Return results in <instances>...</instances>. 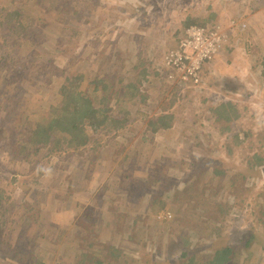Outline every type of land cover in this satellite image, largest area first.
I'll return each instance as SVG.
<instances>
[{
  "label": "rangeland",
  "instance_id": "obj_1",
  "mask_svg": "<svg viewBox=\"0 0 264 264\" xmlns=\"http://www.w3.org/2000/svg\"><path fill=\"white\" fill-rule=\"evenodd\" d=\"M200 1L185 0V5L174 6L171 10L161 8L156 16V11L150 12H154L151 19L155 26V37L149 44H154L157 48L156 52L147 53L149 58L142 56L148 60L145 66L150 67L151 71L144 90L147 100L145 105L130 107L131 115L136 116V112L143 113L146 107L162 103L164 105L165 101L168 104L173 99L172 86L165 80L163 73V55L168 49L164 47L170 44V36L180 29L175 16L180 19L187 11L199 12L211 3L205 0L200 4ZM215 1L225 7H232L235 2ZM261 1L264 3V0ZM98 2L103 6L90 9L89 15L84 14L88 17L84 23L65 27L66 37L61 39L63 41H56L54 35L43 34L42 41L38 40L33 46L18 44L8 47L7 53H15L14 60H18L20 65H12L14 67L9 69L8 65L2 67L0 64V96L9 97L13 104L17 105V111L25 109L23 96L38 90L41 91L34 94L30 101L27 99L28 109L46 108L48 103L54 101V89H57L54 81H46L52 74L49 64H43L42 61L39 64L40 57L28 52V48L42 51L44 46L49 51L54 50V54H51L54 60L67 55L65 59L72 60L78 67L82 65L81 61L77 62L78 56H86L92 49L98 50L99 63H94L88 77L114 75L123 78L124 81L114 84V89L127 83L129 77L135 76L136 72L129 68L132 61L130 56L125 55L127 51L122 56L113 55V49L117 48L110 44L114 42L117 34L115 30L107 27L113 21L111 28L119 27L125 17L120 14V9L127 10L136 0H98L97 4ZM6 3L5 0H0V9ZM242 3L245 2H240V5ZM258 4L260 2L257 0L252 1V4L249 2L248 10L254 8L256 12L255 7ZM13 5H22L33 15L40 10L32 0H19ZM100 15L108 19L104 27L107 29H102L103 26L98 23L97 18ZM110 17L114 20H110ZM224 19L226 20V17ZM250 23L258 29V37L264 42V10L256 16L255 21L251 19ZM0 26L6 27L1 17ZM129 40L125 39L127 42ZM141 40L143 37L135 40V45ZM95 41L100 43V48L95 49L92 46ZM62 42L64 43L59 45ZM19 50H23L24 54H19ZM218 61L225 65V72L220 74L218 66L213 69L215 72L212 74L219 76L217 82L224 83L230 78L232 81L229 83L234 85L239 84V81L245 82L246 79L253 80L250 77L243 78L246 75L243 70L246 69L248 61H237V56L229 61L226 57L224 60L219 58ZM207 65L208 63L203 67V77L209 73L210 68ZM18 67H21L19 71L16 69ZM237 67H242L239 72L230 71V68ZM142 68L139 67V70ZM9 78L12 80L7 81ZM17 80H20L22 88L19 96L14 98L11 85H15ZM221 87L223 85L218 84L217 88L221 90ZM180 94L185 100L191 98L193 102H197L199 99L197 95L192 97L188 94L186 89ZM215 100L213 96L212 103ZM116 110L120 108L117 107ZM261 112L259 107L251 105V110L244 112L235 121L233 130L227 135H217L215 139L200 136L198 141H192L199 142L200 145H177L171 140L166 143V148L162 142H158L153 144L152 149L144 140H137L139 135L136 131L141 132L140 121L131 120L125 128L118 129L124 137L110 138L116 134L113 128L107 132V138H103L108 139L106 146L99 148L85 161L83 159L82 163L78 156L64 160L55 158L51 161L42 157L43 154L17 156L16 143L0 137V162L5 161L6 164L11 160L8 168H0V177L7 171H13V167L17 168V162L22 164L24 169L26 166L31 167L27 172L28 185L18 186L14 190L27 193L23 218L13 221L0 233V242L3 244L0 247V264H87L94 256L102 259L104 264H174L192 254L210 257L215 250L224 246L233 249V258L228 264H264V165L248 168L250 162L256 163V160L251 159L254 152H261L260 156L264 155V135L259 136L264 130L263 123H257ZM195 116V113L187 116L183 114V119L195 120ZM183 119L182 123L185 125ZM203 120L206 121L204 125L209 124L206 118ZM197 122L194 132L206 131L199 127L203 123L198 120ZM217 131H221L220 126ZM246 132H250L251 137L246 136L247 139L239 143L237 136L242 135L244 138ZM176 134L172 132L170 139ZM123 144L127 145L126 148H123ZM106 148L111 151L108 155ZM225 149L232 150L227 162L236 164L241 173L234 177L233 172H226L219 181L221 177H216L212 167H215V164H224L221 154L226 153ZM212 156L214 159L211 163L209 159H212ZM27 158L31 160V164ZM69 164L75 168L73 171L79 172L77 181L69 172L71 170L67 169ZM257 167L261 168L255 171ZM46 168L52 169L50 175L39 172V169ZM126 175L128 181L123 186L125 189L120 191ZM184 175L188 176L184 179ZM34 178L40 180V185L30 182ZM154 179L160 182L152 184ZM221 182L224 189H216L214 193L213 187ZM66 189L68 192L65 195ZM49 191L51 196L48 195ZM257 194L261 196L256 200V212H252L246 203L233 201L244 195L249 198ZM161 201L170 211L175 209L176 204L179 205L178 211H171L173 218L170 224L165 222L160 225L152 221V208ZM212 204L216 205V209L210 212L208 209ZM12 214L14 216V213ZM251 236L253 239L250 245H246ZM110 246L117 250L116 256H112L108 251ZM84 251L88 253L86 261L79 258ZM183 253L187 255L183 256ZM168 259L172 260L167 261Z\"/></svg>",
  "mask_w": 264,
  "mask_h": 264
},
{
  "label": "trees",
  "instance_id": "obj_2",
  "mask_svg": "<svg viewBox=\"0 0 264 264\" xmlns=\"http://www.w3.org/2000/svg\"><path fill=\"white\" fill-rule=\"evenodd\" d=\"M16 1L19 0H5V3H7L4 6L1 5L2 9H0V17L6 23V27L0 26V64L3 65L2 67L8 65L9 69L14 67L12 65H20V62L14 60L15 53H11V51L7 53L8 47L18 44L33 46L38 40L42 41L41 36L43 34L54 35L56 41L61 42L63 41L61 39L66 37L65 27L79 26L88 19L85 15L86 13L89 15L88 11L90 9L93 10L98 8V6H103L99 2L97 4L98 0H32V3L36 4L37 8L40 9L33 15L31 11L26 10L22 5L15 7L13 3ZM204 1L201 0L200 4ZM209 1L211 3H208L199 12L187 11L180 19L175 16L180 29L170 36L171 45L190 26L210 29L217 26L225 16H232L235 22H241L243 19H246L247 22L243 21L242 25L240 23L236 33H234V29L231 30L232 38L223 48L225 50L223 55L208 63L209 73L204 75V77L201 73L199 81L196 83L176 85L171 91L173 99L168 104L165 101L164 105L162 103L146 107V109H143V113L136 112V116L131 115L129 112L130 107L136 108L140 105H145L147 100L144 90L147 87L151 71L150 67L145 66L148 60H145L142 56L149 58L147 53L156 52L155 49L157 48L154 44H149V41L155 37L153 34L155 26L151 19L153 17L152 13L156 11V16L161 11V8L173 9L174 6L185 5L186 2L185 0H136L132 7H129L130 9H120V14L125 17H123L119 27L111 28L114 21L107 27L115 30L117 37L112 44L106 43L116 46L117 49H113L115 57L122 56L127 51L125 55L127 57L130 56L132 61V65L129 68H133V72H136L135 76L129 77L127 83L114 89V84L118 83V81H124L123 78L120 79L114 75L88 77L90 76V71L93 70L94 63H99L100 54L98 50L92 49L88 55L78 56L77 62H82L81 67H78L76 63L71 62L72 60L65 59L67 55L54 60L53 56H51V54H54V50L49 51L44 46H42L43 53L41 49L30 50L28 48V52L35 53L40 57L39 64H41L40 61L43 64L45 62L49 64L52 74L46 81H54L56 83L57 89H54V101L48 103L46 108L29 110L27 99L30 101L34 94L41 91L38 90L28 96L24 95L25 109L17 111V105H14L9 97L0 96V137L16 143L17 156H38L43 154L42 157H45L47 161L55 160V158L64 160L72 156H78L81 158L80 163H82L83 159L85 161L86 158L94 155L99 148L106 146L108 139L103 138H107V132L113 128H115L116 134H113L110 138L116 136L119 138L124 137L123 134L119 133L118 129L125 128L131 120L140 121L141 132L138 133L136 131V134L139 135L137 140H144L150 149H152L153 144L158 142H162L165 148L166 143L171 142V140L176 142L177 145L190 143L200 145L199 142L192 141H198L200 136L215 139L217 135H227L233 130L235 121L244 112L251 110V105H255L262 110V114L257 118V123H263L264 129V42L258 37V29L250 21L248 22L251 19L255 21L256 16L263 13L264 3L261 0H257L260 4L256 8V12H254V8L248 10L249 2L252 4V1L256 0H235L232 7L230 5L225 7L215 0ZM22 2H26V0H22ZM240 2L245 3L240 5ZM151 11L154 12L150 13ZM97 20L103 26L102 29H107L104 28L108 22L107 18L100 15ZM110 20H114V18L110 17ZM142 37L143 40L138 45H135V40ZM126 38L130 40L127 42L125 41ZM126 42L127 44H125ZM63 43H59V45ZM92 46L98 49L100 48V43L95 41ZM168 46L164 48L167 49ZM19 52V54H24L23 50H19ZM235 56H237V61H248L246 69L243 70L246 72L243 78L250 77L253 80L249 81V79H246L245 82L239 81V84L234 85L229 83V81H232L230 78L226 79L224 83L217 82L216 80L219 76L212 74L215 72L213 69L218 66L220 67V74L225 72V65H221L218 59L224 60L226 57V60L229 61ZM139 67L143 68L139 70ZM20 68H16L17 71ZM241 68H230V71L239 72ZM14 70L15 68H13ZM11 80L12 78L7 79V81ZM218 84L223 85L221 90L217 88ZM11 87L13 89L12 96L14 98L18 97L22 88L20 80H17L15 85L12 83ZM184 89L192 97L197 95L198 101L193 102L191 98L188 100L181 98L180 93ZM213 96L216 100L212 103ZM117 107L120 110H116ZM191 113L196 114L195 120L184 118V125L182 123L183 114L187 116ZM179 114L180 116H178ZM205 118L209 123L208 125H204L206 123L205 120L202 121ZM197 120L203 123L199 127L206 131L194 132L198 123ZM218 126H220L221 131H217ZM172 132L177 134L170 139ZM261 135H264V130L259 134V136ZM246 136L251 137V133L246 132L245 137L238 142H244L247 139ZM234 138L237 139L236 135H234ZM102 139L103 141H101ZM126 146L123 144V148H126ZM226 150V153L223 152L221 154L224 164L212 167L216 177H221L219 181L225 176L226 172H233L234 177L241 173L236 164H233L232 161L227 162L232 150ZM105 151L106 155L111 152L109 148H106ZM159 152L162 154L161 149H159ZM260 155L261 152L252 154L251 159L256 160V163L248 161L250 162L248 168H254L256 165L263 167L264 155ZM213 159L214 157L212 156L209 161L212 163ZM27 160H29V164L32 163L29 158ZM4 162H0V168H8L11 165V160L6 164ZM205 165L207 166V164ZM16 166L17 168L13 167V171H7V175L4 174V176L0 177V233L13 221L21 220L25 212L24 202L28 198L27 193L23 191L18 193L14 192V190L18 186L28 185L26 178L29 174L27 172L31 167L26 166L24 169V166L18 162ZM260 168L257 167L255 171ZM67 169L71 170L69 172L73 175L74 180L77 181L79 172L73 171L75 168L70 164ZM39 172L41 173L42 171ZM186 176L188 175H184V179ZM127 181L128 177L126 175L120 191L125 189H123V186ZM30 182L33 185H40L38 178L31 179ZM158 182H160L158 179L151 181L152 184H157ZM216 189L223 190V182L213 187L214 193ZM67 192L68 189H66L65 195ZM48 195L51 196L52 193L49 191ZM260 196L261 194H257L248 198L244 195L233 201L241 204L246 203L252 212H256L258 203L256 200ZM178 200L180 201V199ZM174 208L171 211L175 212L176 209L178 211L179 205L176 204ZM161 209H168L162 204V201L152 208V221L156 222L154 216ZM215 209L216 205L212 204L208 210L213 212ZM11 212L14 213V216ZM227 214L228 211L225 216ZM170 223L171 221H168L167 224ZM252 239L253 237L251 236L246 241V245H250ZM2 245V242H0V247ZM108 251H110L112 256L117 255V250L112 246H110ZM87 255L88 253L84 251L79 255V258H84L86 261ZM186 255L187 253H183V256ZM232 258V247L224 246L215 250L210 257L204 258V256L192 254L183 261L174 264H228ZM169 260L172 259L167 261ZM87 264H104V261L94 256Z\"/></svg>",
  "mask_w": 264,
  "mask_h": 264
},
{
  "label": "built area",
  "instance_id": "obj_3",
  "mask_svg": "<svg viewBox=\"0 0 264 264\" xmlns=\"http://www.w3.org/2000/svg\"><path fill=\"white\" fill-rule=\"evenodd\" d=\"M228 42L229 31L223 24L210 29L190 26L167 52L166 63L173 67L177 78L196 83L203 66L213 61ZM154 217L156 221L163 223L170 221L173 214L170 210H160Z\"/></svg>",
  "mask_w": 264,
  "mask_h": 264
},
{
  "label": "clouds",
  "instance_id": "obj_4",
  "mask_svg": "<svg viewBox=\"0 0 264 264\" xmlns=\"http://www.w3.org/2000/svg\"><path fill=\"white\" fill-rule=\"evenodd\" d=\"M255 8H257V7H255ZM226 17V20L224 19ZM223 19H222V21L219 23V24H223V25H225L227 28H228V31H229V41H231V38H232V32H231V30L232 29H234V33H236V31L239 29L238 28V26H239V24L241 23V25L243 24V21H246V19H243L241 22H235L233 19H232V16H225ZM250 20H248V22H249ZM247 22V21H246ZM219 24H217V25H219ZM200 27V26H199ZM188 28V27H187ZM204 28H206V27H204ZM207 29H209V28H207ZM174 44H175V42L171 45V46H169L168 47V49L165 51V53H164V55H163V63H164V70H163V73H164V78H165V80L172 86V90L175 88V86L177 85V86H180V85H182V84H185V83H191V81H183L182 79H179V78H177L176 77V75H175V70H173V67L172 66H169L167 63H166V59H165V57H166V54H167V52L169 51V49H171L173 46H174ZM228 44V43H227ZM226 46V45H225ZM225 46L223 47V48H225ZM223 48L221 49V51L219 52V54L216 56V57H218V56H220V55H222L223 53H224V51L225 50H223ZM215 57V58H216ZM214 58V59H215ZM213 59V60H214ZM212 62V61H211ZM210 62V63H211ZM204 67V66H203ZM171 70H173L172 72H171ZM202 70H203V68H202ZM202 70H201V73H202ZM201 75V74H200ZM238 137V139L239 140H241L243 137H242V135H240V136H237ZM226 150V149H225ZM215 166H216V164H215ZM39 171H43V172H45L46 174H48V175H50L51 173H52V169L51 168H46V169H39ZM161 210H169V209H161ZM160 211V210H159ZM172 220V219H171ZM170 220V221H171ZM156 222H158V221H156ZM168 222V221H167ZM159 223V222H158ZM163 223H165V222H163ZM163 223H160V224H163Z\"/></svg>",
  "mask_w": 264,
  "mask_h": 264
}]
</instances>
